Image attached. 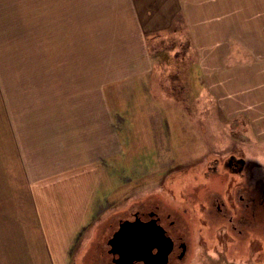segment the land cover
Wrapping results in <instances>:
<instances>
[{"label": "crops", "instance_id": "obj_1", "mask_svg": "<svg viewBox=\"0 0 264 264\" xmlns=\"http://www.w3.org/2000/svg\"><path fill=\"white\" fill-rule=\"evenodd\" d=\"M176 46L188 60L182 82L198 86L193 97L209 92L222 126L264 142V0H0V85L8 86L0 91L37 83L51 101L36 107L45 121L53 112L49 123L28 126L10 114L11 148L23 154L26 175L9 177L22 187L0 189V264H72L106 209L111 165L128 163L123 148L135 158L128 143L149 120L156 133L172 131V102L153 86L167 81L157 55ZM36 67L37 82L28 83ZM127 84L137 86L130 97ZM164 143L151 146L155 159Z\"/></svg>", "mask_w": 264, "mask_h": 264}, {"label": "rangeland", "instance_id": "obj_2", "mask_svg": "<svg viewBox=\"0 0 264 264\" xmlns=\"http://www.w3.org/2000/svg\"><path fill=\"white\" fill-rule=\"evenodd\" d=\"M174 52V55H171V52L157 55L156 61L166 68L159 70L158 77L163 76L161 73H164L167 81L164 84L156 83L153 86L155 92L163 90L162 95L165 99L162 102L164 105L167 101L172 102V106L170 104L168 106L170 111L167 119L172 131L167 134L163 130L164 127H161L162 132L156 133V125L149 120L146 127H143L147 132L135 133V143H128V147H135L133 151L135 158L130 159V153H128L130 149L127 152V147L123 148L121 154L124 159L122 160L128 163L111 165L112 172H115L113 174L116 175H112L109 182L111 191L106 202V209L104 214L99 216L93 228L87 232V238L81 245H78L80 248L72 255V264H114L113 255L110 252V239L119 228L121 219H133L135 218L134 214L138 211L146 212L158 208L161 212H173L176 218L177 214L169 210L175 202L194 203L208 199L214 192H223L229 182L235 183L242 179L246 183L258 185L260 177L264 175V142L257 138H261L262 135L243 132L242 128L233 127L232 124L227 127L222 126L221 122L224 118L220 116L221 110L217 99L209 92H207L208 96L195 99L193 95L198 93V89H195L198 86L182 82L184 72L182 63L188 61L184 48L176 46ZM191 57V61H193V51ZM105 69L107 71V68ZM30 71V74H25L27 77L31 76L28 78V83L31 80L37 82L32 78L38 76V68ZM117 71L119 73L125 70L117 69ZM0 72L6 75L7 70L1 69ZM190 72L193 71L190 69L189 74ZM172 83H174L173 86H171ZM136 87L127 84L123 88L130 97L134 94ZM1 88L7 89L8 86L0 85ZM37 88H39L37 83L25 86L16 85L15 95H8L6 89L4 93L0 91V189L22 187V182L9 180V177L14 175L19 178L26 175L23 154H20L19 150H15V147L11 148L10 114H12L14 124L20 126L34 123L44 124L49 123L50 119L53 120V112L45 110L47 114L45 121L43 108L36 107L41 100L49 99L51 101V98L45 97L44 94L40 96L37 93ZM141 89L142 92H149V85L146 83ZM22 91L25 93L22 94ZM6 104L9 106V114ZM184 106H187L189 110L186 111ZM183 111L189 115L188 119L186 118V125L182 116ZM147 112L152 111L147 110ZM170 118L173 120L172 123ZM168 136L170 137L169 141ZM161 142H165V145L157 150L159 158L155 159L156 150L151 149V146ZM231 151L243 153L249 161L253 162V175L251 170L244 176L229 173L232 178L225 177L222 172L208 177L206 175V172L209 171L207 164L215 162V159L219 157L227 156ZM127 153L129 158H126ZM132 160L134 164L129 163ZM233 179L235 181H232ZM187 190L189 193L186 192ZM258 213L263 216L262 211L259 210ZM179 225L180 233L183 234L181 219ZM252 235L264 237V225H256ZM185 237L189 240L190 236L186 234ZM204 239L207 243L208 238ZM32 242L33 240L30 242L31 251L35 260L36 247ZM255 242H258L257 239ZM262 242L263 245H258L259 247L255 249L254 255L249 260L251 264H264V255L262 254L264 238H262ZM208 244L211 247L213 245L210 242ZM188 249L189 252L186 256L176 262L180 264H234L225 259L224 255L216 257L201 247L195 248V252L190 249V245ZM227 252L229 257L235 258L239 264H247L243 263L241 253L231 252L230 249H227Z\"/></svg>", "mask_w": 264, "mask_h": 264}, {"label": "flooded vegetation", "instance_id": "obj_3", "mask_svg": "<svg viewBox=\"0 0 264 264\" xmlns=\"http://www.w3.org/2000/svg\"><path fill=\"white\" fill-rule=\"evenodd\" d=\"M207 169L208 177L222 172L225 177L232 178L229 173L244 176L252 170L253 175L254 164L243 153L231 151L227 156L207 164ZM242 180L233 179L235 183L229 182L223 192H214L210 198L199 202H175L169 210L177 214L176 218L171 211L161 212L158 208L149 210L156 213L160 224L172 237L173 247L169 253L168 264H180L176 260L180 261L186 256L189 245L193 252L195 248L201 247L216 257L224 255L225 259L239 264L227 254V249H230L231 252L241 253L243 263L251 264L249 260L255 249L258 245H263L264 237L251 234L254 233L256 225H264V175L260 177L258 185ZM186 192L189 193L188 190ZM259 210L263 212V216L258 213ZM180 219L183 234L180 233ZM186 234H189V240L186 239ZM204 238L213 243L212 247Z\"/></svg>", "mask_w": 264, "mask_h": 264}, {"label": "water", "instance_id": "obj_4", "mask_svg": "<svg viewBox=\"0 0 264 264\" xmlns=\"http://www.w3.org/2000/svg\"><path fill=\"white\" fill-rule=\"evenodd\" d=\"M159 220L151 211H138L135 219H121L110 239L114 264H168L173 240Z\"/></svg>", "mask_w": 264, "mask_h": 264}]
</instances>
